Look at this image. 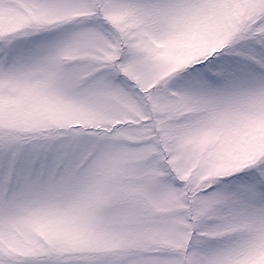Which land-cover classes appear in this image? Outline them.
I'll list each match as a JSON object with an SVG mask.
<instances>
[{
    "label": "snow or ice",
    "instance_id": "1",
    "mask_svg": "<svg viewBox=\"0 0 264 264\" xmlns=\"http://www.w3.org/2000/svg\"><path fill=\"white\" fill-rule=\"evenodd\" d=\"M0 264H264V0H0Z\"/></svg>",
    "mask_w": 264,
    "mask_h": 264
}]
</instances>
